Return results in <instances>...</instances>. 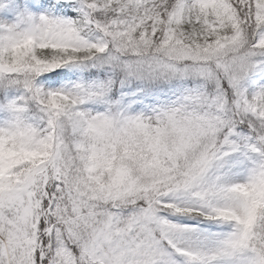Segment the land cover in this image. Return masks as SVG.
<instances>
[{"label": "snow or ice", "instance_id": "1", "mask_svg": "<svg viewBox=\"0 0 264 264\" xmlns=\"http://www.w3.org/2000/svg\"><path fill=\"white\" fill-rule=\"evenodd\" d=\"M0 264H264V0H0Z\"/></svg>", "mask_w": 264, "mask_h": 264}]
</instances>
